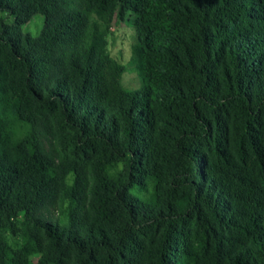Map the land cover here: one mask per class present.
Returning a JSON list of instances; mask_svg holds the SVG:
<instances>
[{
    "label": "trees",
    "instance_id": "16d2710c",
    "mask_svg": "<svg viewBox=\"0 0 264 264\" xmlns=\"http://www.w3.org/2000/svg\"><path fill=\"white\" fill-rule=\"evenodd\" d=\"M130 1L0 0V264H264V0Z\"/></svg>",
    "mask_w": 264,
    "mask_h": 264
},
{
    "label": "rangeland",
    "instance_id": "374dc122",
    "mask_svg": "<svg viewBox=\"0 0 264 264\" xmlns=\"http://www.w3.org/2000/svg\"><path fill=\"white\" fill-rule=\"evenodd\" d=\"M136 2L131 0L128 5L119 7L110 17V33L108 35V51L124 67L121 83L129 90L139 89L142 78L137 63L132 59V47L136 43L134 22L136 18ZM0 17H5L8 22L13 18L0 11ZM44 17L41 14L33 15L21 30L37 35L43 26ZM35 256H33V259Z\"/></svg>",
    "mask_w": 264,
    "mask_h": 264
}]
</instances>
